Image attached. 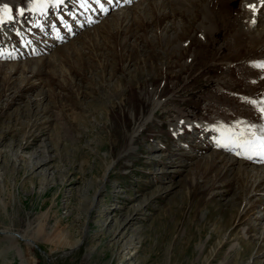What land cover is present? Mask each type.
Returning a JSON list of instances; mask_svg holds the SVG:
<instances>
[{"label":"rangeland","instance_id":"374dc122","mask_svg":"<svg viewBox=\"0 0 264 264\" xmlns=\"http://www.w3.org/2000/svg\"><path fill=\"white\" fill-rule=\"evenodd\" d=\"M4 1L0 230L35 243L0 234V264H264V172L213 142L264 117V50L217 20L243 0Z\"/></svg>","mask_w":264,"mask_h":264},{"label":"bare ground","instance_id":"6f19581e","mask_svg":"<svg viewBox=\"0 0 264 264\" xmlns=\"http://www.w3.org/2000/svg\"><path fill=\"white\" fill-rule=\"evenodd\" d=\"M121 1H123V0H121ZM156 1L159 2L161 0H156ZM165 1H169L172 4L171 6H174V7L179 8V9H183L184 6L186 5L185 4V0H165ZM211 1H213V0H211ZM229 1L231 2V0H228L227 2H229ZM45 2H46V0H28V5L24 6V7L21 6V8L32 9L33 11L43 15L45 12H48V9H49L48 6L49 5H55V8H56L57 6H59L61 3L65 2V1L64 0H52V1H48L47 3H45ZM59 2H60V4H59ZM215 2H216V0H215ZM42 3H45V4L42 6ZM263 3H264V0H243L242 3H241V7L239 9V12L236 14L235 17H233L232 20H229V15L226 12H223L221 15H219V17L217 19L219 21L224 19V18L226 20V16H227V21L224 22L226 24L224 25V23L222 22L224 27L227 26V28H229L230 24L235 25L237 27L235 29V32L231 35V38L229 39V42L226 45L227 47L231 48L233 45L235 46L236 43H238V41L240 39L246 38L247 44L249 46L248 47L249 54L253 55L256 52L260 53V52H262V50H264V28L258 29V27H257L258 15L260 14V10L262 9V7H264V6H262ZM5 4H7L8 7L10 8V7H13L14 2L2 0L0 2V9H2ZM250 5L252 7H250ZM223 6H225V5H223ZM138 7H140V6H138ZM223 8H225V7H223ZM10 10H12V9H10ZM187 11L190 12V10H187ZM122 13H124V12L122 11ZM122 13H118L117 15H120ZM216 15H217V13H216ZM213 28H214V26H213ZM213 31H215V30H213ZM214 34H215V32L212 33L211 36H214ZM219 49L221 50L222 48L220 47ZM262 61L264 62V59H262ZM262 61L261 60H256L254 62L255 64H249V63L248 64L249 65H256V64L262 63ZM247 72H248V69H247ZM250 73H251V75H248V76L253 78V79H255L258 76L257 73H254L252 70L250 71ZM250 116H252V114H250ZM263 119H264V117L260 118V117H258L257 114H256V116H253L252 118H250V120H252L255 123V126L253 127L252 130L255 131L257 134H260V130L262 128H264V121L261 122ZM244 127H245V125H244ZM244 127L242 125L237 126V131L236 132H234L232 129H229V127L227 128V130H229V131H227L226 129H217L214 132V133H216V136L214 137V141L213 142L218 146V148H221V147L222 148H228V149L232 150L233 152L235 150V152L233 153L234 155L231 156L232 162L233 163H238L240 167L247 166L246 168H250V172L256 171V173L252 172V174L255 175V174H258L260 170L262 172H264V165L255 166L254 163H256L257 161L254 158L253 159L246 158V154L244 153V151L242 149L237 148L234 144L229 143L230 139L235 140V139H240L241 138V137L238 136V134L240 132L246 130ZM179 128L175 127L174 128L175 132H177ZM224 145H227V147H225ZM260 164H264V163L260 162ZM34 165L35 164H33V162H32V165H31L32 168H34L33 167ZM110 166L111 165L107 166V168L105 169V173L107 171H109ZM240 167H237V170L240 171L241 170ZM262 178H264V175L261 177V179ZM99 192H100V189H96L93 197L91 198L90 207L88 209V210H90V212H91L92 207L94 209V207L96 206V205H94L95 204L94 198H96L95 195L96 194L98 195ZM82 201L84 202V200H82ZM87 217H89V216H87ZM124 230H126V232L129 231L128 228L124 229ZM0 234L1 235H6L8 238H11V239L16 238V239H19V240H23L28 245H32V243L35 241V240H33V239L29 238V237L26 238V237H24V235L22 236V235H19V234L13 232V231H10L9 229L0 230ZM118 234L119 233L117 232L116 236ZM119 238L121 239L122 237H119ZM130 246H131V244L127 241V245L125 246L124 250H126ZM21 259H22V257H21Z\"/></svg>","mask_w":264,"mask_h":264},{"label":"snow or ice","instance_id":"6c2138e0","mask_svg":"<svg viewBox=\"0 0 264 264\" xmlns=\"http://www.w3.org/2000/svg\"><path fill=\"white\" fill-rule=\"evenodd\" d=\"M108 3H112L113 0H107ZM96 3L98 6H101V9L103 10V0H96ZM250 7H252L250 5ZM0 13H2V16H0V19H2L4 16L11 19L10 16V9L7 4L3 6L2 9H0ZM257 68H260L264 70V62L254 65ZM250 103L259 104L260 107L258 110L264 114V100H261L259 102L257 101H248ZM251 125L247 127L245 131H242L238 134L240 139H230L229 143L234 144L237 148H240L244 151L246 154V158L253 159L254 157L261 159L264 161V128L260 130V134H257L255 131L252 130ZM227 147V145H224Z\"/></svg>","mask_w":264,"mask_h":264}]
</instances>
